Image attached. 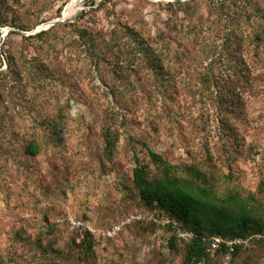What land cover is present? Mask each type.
<instances>
[{"label":"rangeland","instance_id":"rangeland-1","mask_svg":"<svg viewBox=\"0 0 264 264\" xmlns=\"http://www.w3.org/2000/svg\"><path fill=\"white\" fill-rule=\"evenodd\" d=\"M33 1L38 9L28 5L30 0H15L10 17L29 26L43 22L28 32L10 25L0 27L3 41L20 43V34L29 35L36 27L60 18L73 3ZM91 1L79 0L76 11L58 22L74 21L81 10H90ZM94 1L96 11L81 20L92 28L107 30L112 22L121 20L146 36L163 37L171 48L175 46L174 26L205 23L212 17L206 0ZM70 55L64 57L73 74L66 80L65 97L74 100L70 105L64 98L60 100L68 119L67 127L60 129L63 140L35 158L24 157L19 148H9L10 157L0 160V264H182L183 250L169 248L166 239L170 235L165 230L154 234L150 226L126 221L143 209L134 199V153L155 170L147 149L137 141L147 143L168 164L209 170L221 178V191L229 184L243 194H254L264 217V80L259 77L264 65L254 56L253 48L244 58L250 73L259 78L258 86L254 90L242 87L243 92L229 104L228 114L218 98L200 97L190 88L201 83L205 72L213 75L218 85L234 80L233 69L222 61L212 67L209 61L182 65L174 75V55L170 54V63L164 67L167 74L158 79L142 64L139 68L129 66L137 75L125 66L128 69L115 78L126 79L129 90L119 86L120 94L134 102L129 105L130 112L115 110L118 117L129 121L116 124L119 138L110 155L103 129L117 118L109 108L114 104L112 97L97 71L93 67L92 72L86 71L83 55ZM4 68L2 64L0 69ZM26 105L24 102V107L12 108L8 114L19 110L25 118ZM72 219L82 223L80 231L73 227ZM121 221L126 222L120 230L108 236L110 227ZM85 231L91 238L90 248L78 245ZM208 264H264V243H254L234 260L216 255Z\"/></svg>","mask_w":264,"mask_h":264},{"label":"trees","instance_id":"trees-1","mask_svg":"<svg viewBox=\"0 0 264 264\" xmlns=\"http://www.w3.org/2000/svg\"><path fill=\"white\" fill-rule=\"evenodd\" d=\"M206 1L212 9V17L205 23L195 21L174 26V48L169 47L163 37L146 36L141 30L121 20L112 22L107 30L92 28L81 20L96 11L97 8H93L94 0L90 3V10H81L74 21L57 22L34 34L22 33L20 43L3 41L0 32V67L5 65L4 69H0V160L10 157L9 148H19L24 157L35 158L44 149L56 147L63 140L60 129L67 127L68 119L62 113L60 100L64 98L67 105L74 100L65 97L68 88L66 80L73 74L69 66H65L64 57L65 54L71 57V52L83 55L81 57L87 72H92L91 67L97 71L108 88L107 93L112 97L114 104L109 107L112 113L120 109L130 112L129 105L134 102L130 96L120 94L122 91L119 86L129 90L126 79L115 78V74L123 69L131 70L129 66L139 68L142 64L158 79L167 74L164 67L170 63V54L174 55V75L178 73L175 70L182 68V65H202L204 61H209L212 67L222 61L226 68L233 69L234 80L218 85L213 75L205 72L200 77L201 83L190 85V88L197 91L200 97L218 98V103L228 114L229 104L243 92L242 87L244 90H254L258 86L259 78L250 73L244 57L249 48H253L254 56L264 65V0ZM30 2V7L33 4L38 9L39 5L35 1ZM103 3L106 4V0L100 4ZM14 4L15 0H0V27L10 25L28 32L43 22L36 21L29 26L15 21L10 17ZM62 29L64 33L59 32ZM68 34L71 35L70 39L67 38ZM259 75L264 80V72ZM237 88L240 90L236 91ZM24 102L28 108L25 118L19 110L8 114L12 108L24 107ZM115 115V121L103 129L108 155L113 152L114 143L119 138L116 124L121 126V123L129 121L123 116L118 117V111H115ZM112 124L114 127H110ZM137 142L147 149L150 162L155 166V170H151L134 153V199L143 207L141 211L155 212L173 219L178 228L192 231L194 236L185 240L177 236L172 225L158 227L152 222H132L150 226L154 234L158 229L165 230L170 235L166 239L169 248L183 250L182 264H208L216 255H222L227 261L234 260L240 251L252 246L236 247L231 252L222 247L210 253L206 250V237L264 233V217L257 206L259 199L254 194H243L229 184L225 191H221L218 186L221 178L209 170L195 165L168 164L147 143ZM208 159L212 158L208 156ZM225 179L229 181L230 178L225 176ZM77 229L80 231L81 226ZM89 241L90 235L85 231L78 245L90 248ZM255 243H264V238Z\"/></svg>","mask_w":264,"mask_h":264},{"label":"built area","instance_id":"built-area-1","mask_svg":"<svg viewBox=\"0 0 264 264\" xmlns=\"http://www.w3.org/2000/svg\"><path fill=\"white\" fill-rule=\"evenodd\" d=\"M126 221L152 222L158 227L172 225L179 238L190 240L194 236V233L192 231H183L178 228L176 226V222L173 219L160 216L158 213L155 212L141 211L132 213ZM126 221H121L120 223L115 224L110 230L107 231V235H114L117 231L120 230V228ZM71 223L73 227H79L82 224L80 221H75L74 219L71 220ZM261 238H264V233H254L247 236H231L217 234L204 238V242L206 243V250L210 253H214L216 250L222 247L231 252L236 247L248 248Z\"/></svg>","mask_w":264,"mask_h":264},{"label":"water","instance_id":"water-1","mask_svg":"<svg viewBox=\"0 0 264 264\" xmlns=\"http://www.w3.org/2000/svg\"><path fill=\"white\" fill-rule=\"evenodd\" d=\"M63 19L64 18L61 15L60 18L54 19V20L50 21L47 24H43V25H40V26L36 27L35 30L33 31V33L39 32L41 30H45V29L49 28L50 26L54 25L56 22L62 21ZM33 33H31V34H33Z\"/></svg>","mask_w":264,"mask_h":264},{"label":"bare ground","instance_id":"bare-ground-1","mask_svg":"<svg viewBox=\"0 0 264 264\" xmlns=\"http://www.w3.org/2000/svg\"><path fill=\"white\" fill-rule=\"evenodd\" d=\"M79 0H73V3L71 4V6L68 8L67 11H65V14L62 15L63 18H67L70 15H72L75 11H76V6Z\"/></svg>","mask_w":264,"mask_h":264}]
</instances>
